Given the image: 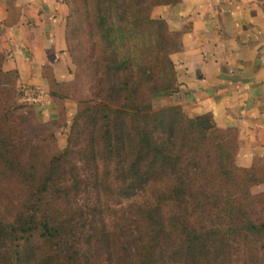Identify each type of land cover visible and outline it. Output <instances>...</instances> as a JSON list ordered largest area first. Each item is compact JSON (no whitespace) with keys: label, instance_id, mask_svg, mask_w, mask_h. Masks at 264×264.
Returning <instances> with one entry per match:
<instances>
[{"label":"trees","instance_id":"1","mask_svg":"<svg viewBox=\"0 0 264 264\" xmlns=\"http://www.w3.org/2000/svg\"><path fill=\"white\" fill-rule=\"evenodd\" d=\"M78 1L91 48L74 61L90 71L92 92L78 103L67 147L39 170L16 154L15 139L21 145L31 140L14 99L15 72L2 70L0 55V165L32 189L28 209L0 222V264H227L223 259L241 243L251 247L264 238V222L253 220L251 209L259 204L264 210V195L249 193L264 183V168L236 165V129H218L211 114L190 118L168 104L178 91L170 55L180 49V36L151 14L181 0ZM65 5L67 40L77 10L70 1ZM82 141L83 149L74 151ZM73 153L84 172L70 166ZM66 175L75 191L90 185L109 198L149 192L137 207L138 234L100 233L105 262L82 260L74 217L45 201L48 194L61 198ZM89 212L103 216L100 206ZM113 244L118 255L111 254Z\"/></svg>","mask_w":264,"mask_h":264},{"label":"crops","instance_id":"2","mask_svg":"<svg viewBox=\"0 0 264 264\" xmlns=\"http://www.w3.org/2000/svg\"><path fill=\"white\" fill-rule=\"evenodd\" d=\"M153 14L180 36L170 55L178 91L168 104L236 129L241 167L264 159V1L181 0ZM67 16L63 0H0L3 68L28 87L69 81Z\"/></svg>","mask_w":264,"mask_h":264},{"label":"rangeland","instance_id":"3","mask_svg":"<svg viewBox=\"0 0 264 264\" xmlns=\"http://www.w3.org/2000/svg\"><path fill=\"white\" fill-rule=\"evenodd\" d=\"M71 2L73 11L70 15L69 28H67L66 53L71 61V68L68 71L69 81L59 83L64 85L58 89L49 83L46 89L42 87H28L20 83L17 74L14 84V99L21 106L19 119L27 135L30 138V144L21 145L18 139H15L17 156L29 164H34L37 170L41 169L49 162L50 158L63 152L67 147L68 137L71 132V125L75 117L79 102L88 100L91 96V73L85 65H78L79 62L88 55L91 43L87 36L86 24L83 19V9L81 3L77 0H63L64 4ZM68 9V8H67ZM151 16L155 18V15ZM5 62V54L0 53ZM2 64V70L7 72ZM55 81V80H54ZM56 82V81H55ZM58 83V82H57ZM58 97L52 99L50 93ZM83 141H85L83 137ZM73 150H81L84 143ZM86 142V141H85ZM70 166L81 168V162L78 156L73 153L69 159ZM240 162L236 165L240 168H249L253 165L256 169L264 168V159H254L249 167H241ZM0 165V222L8 223L14 216L28 209L26 203L32 189L30 183L23 178L9 173ZM84 172V169H82ZM81 172V179L83 178ZM66 175L67 190L62 191L61 198L45 196V201L54 205L55 211L70 215L69 218L76 223V238L79 240L80 256L93 261L105 262L106 252L108 251L100 244L102 239V230L110 234L119 233L123 229L133 236L138 234L140 223L137 207L142 205L149 198V192H140L129 199L110 197L94 190L90 185L85 187L81 184L77 190L73 189L71 181ZM251 196L259 194L264 195V183L254 185L249 189ZM99 200V203H97ZM100 206L103 211L102 217L91 218L89 209ZM253 220L264 222V210L259 204H252ZM201 220V218H194ZM114 237V236H112ZM115 249L111 250L112 255H118L119 247L113 244ZM106 246V245H105ZM110 252V251H109ZM122 252V251H121ZM123 254V253H122ZM118 257V256H117ZM264 259V238L259 240L251 247L240 244L228 258L223 261L227 264H261ZM252 261L254 263H252ZM263 262V261H262Z\"/></svg>","mask_w":264,"mask_h":264}]
</instances>
